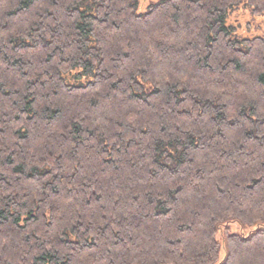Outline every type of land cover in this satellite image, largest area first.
Returning <instances> with one entry per match:
<instances>
[{"label": "trees", "instance_id": "1", "mask_svg": "<svg viewBox=\"0 0 264 264\" xmlns=\"http://www.w3.org/2000/svg\"><path fill=\"white\" fill-rule=\"evenodd\" d=\"M139 4L0 0V264H264V0Z\"/></svg>", "mask_w": 264, "mask_h": 264}, {"label": "rangeland", "instance_id": "2", "mask_svg": "<svg viewBox=\"0 0 264 264\" xmlns=\"http://www.w3.org/2000/svg\"><path fill=\"white\" fill-rule=\"evenodd\" d=\"M157 0H140V4L138 7V12H144L147 10V7L150 3ZM264 15L252 14L251 10L247 6H241L237 9L233 15L232 20L237 19L235 27H236V35L239 37H253V36H262L264 37ZM258 228H264V223H257L254 225H240L239 223H234L230 225L231 232L239 233L244 236L251 234ZM219 239H221V235L219 234ZM224 248L221 250L220 258L224 256Z\"/></svg>", "mask_w": 264, "mask_h": 264}]
</instances>
